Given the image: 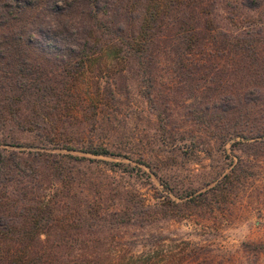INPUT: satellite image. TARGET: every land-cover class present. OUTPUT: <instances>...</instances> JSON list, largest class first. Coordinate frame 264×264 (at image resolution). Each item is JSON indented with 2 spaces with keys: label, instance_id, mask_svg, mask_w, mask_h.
Instances as JSON below:
<instances>
[{
  "label": "trees",
  "instance_id": "1",
  "mask_svg": "<svg viewBox=\"0 0 264 264\" xmlns=\"http://www.w3.org/2000/svg\"><path fill=\"white\" fill-rule=\"evenodd\" d=\"M59 2L0 0V264H237L188 242L167 253L151 228L232 214L245 194L264 205V0ZM49 14L87 27L52 32ZM172 82L205 138L167 131ZM136 96L162 129L155 151L122 141L121 97ZM186 139L188 161L221 159L200 186L162 158ZM236 254L259 264L264 243Z\"/></svg>",
  "mask_w": 264,
  "mask_h": 264
},
{
  "label": "rangeland",
  "instance_id": "2",
  "mask_svg": "<svg viewBox=\"0 0 264 264\" xmlns=\"http://www.w3.org/2000/svg\"><path fill=\"white\" fill-rule=\"evenodd\" d=\"M216 14H218L216 24L221 27V30L232 32L233 35L236 34L234 28L226 20L225 11L219 8ZM171 85L173 93H171L170 100L174 106L169 120L170 123L166 127L167 131L170 129L185 135L188 133L193 135L200 133L203 135L204 133H202L199 126L187 121L184 115L185 108L183 107L190 104V101L184 99V94L176 87V83L172 82ZM235 89H238V85H236ZM121 98L123 104H121V114L118 117V121L120 133L124 136L122 141L130 143L136 150L142 151L145 149L146 151L147 149L149 152L155 151L159 147V142L163 139L159 123L148 111L145 102L138 96L133 97L134 99L132 98L129 102L124 101L123 97ZM178 136L182 135L179 134ZM202 137L205 138L204 135ZM209 145L212 146V143ZM190 146L189 139L183 142L177 141L175 146H169L165 149L170 152H166L162 158L168 160L167 166L172 169L173 177L176 176L177 179L182 181L184 186L196 187L207 181L209 176L219 172L216 165L221 159L218 155H213V157L211 155L210 158L205 155L203 157L201 153L195 157V159L200 157L199 162L188 161L190 159L187 160V157L183 156L181 151H186ZM122 161L124 163L127 162L125 160ZM174 162L178 166L173 168L171 165ZM157 165L160 166L159 164ZM136 185L145 199L153 203L152 192L149 188L141 183ZM156 187L160 189L158 185ZM260 203L256 200L254 194H245L241 206L235 209L232 214H220L217 218H212V216L195 218L191 221H181L179 223L174 221L159 223L154 225L151 230L168 235L169 240L163 245L167 253H178L182 248L186 249V253L190 252L191 247L184 245V242H188L191 246L208 247L214 250L215 254L220 253L224 259L230 256L229 259L231 260L233 257L234 263L241 264L240 256L238 254L234 255L235 250L239 248L241 243H264V205ZM131 233L132 231L128 230L127 232L123 231L121 234L127 237ZM214 253L213 255L216 257ZM216 258L214 259L218 261V258ZM259 264H264V257L260 258Z\"/></svg>",
  "mask_w": 264,
  "mask_h": 264
},
{
  "label": "clouds",
  "instance_id": "3",
  "mask_svg": "<svg viewBox=\"0 0 264 264\" xmlns=\"http://www.w3.org/2000/svg\"><path fill=\"white\" fill-rule=\"evenodd\" d=\"M59 2V0H58ZM59 5L63 7V3L59 2ZM87 27V22L83 16H64L60 15L59 20L55 18V15L49 14L48 30L52 32H62L67 29L72 33H80Z\"/></svg>",
  "mask_w": 264,
  "mask_h": 264
}]
</instances>
